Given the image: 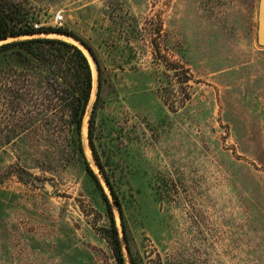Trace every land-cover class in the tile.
<instances>
[{
	"label": "rangeland",
	"instance_id": "1",
	"mask_svg": "<svg viewBox=\"0 0 264 264\" xmlns=\"http://www.w3.org/2000/svg\"><path fill=\"white\" fill-rule=\"evenodd\" d=\"M1 2L96 52L94 142L122 214L88 145L91 56L72 36L37 34L76 44L90 62L89 155L82 144L102 189L63 137L0 118V264H118L103 193L126 264L124 235L137 264H264L258 0Z\"/></svg>",
	"mask_w": 264,
	"mask_h": 264
},
{
	"label": "trees",
	"instance_id": "2",
	"mask_svg": "<svg viewBox=\"0 0 264 264\" xmlns=\"http://www.w3.org/2000/svg\"><path fill=\"white\" fill-rule=\"evenodd\" d=\"M12 3L0 0V41L16 38L0 44V118L6 124L12 122L20 133L27 129H47L63 137L68 145L78 148L84 156L86 169L102 189L83 152L82 124L91 99L93 75L90 62L84 52L72 42L55 37H39L40 33H57L74 37L88 50L97 66V90L87 119L88 145L99 173L117 206L120 203L109 176L99 159L94 142L96 115L100 108L102 71L96 52L76 35L60 27H34L25 14ZM22 37V38H19ZM34 88H44L38 96ZM111 223L109 243L118 264H126L122 241L115 226L112 207L103 193ZM124 232V227H123ZM129 253L130 264H137L130 254L126 236H123Z\"/></svg>",
	"mask_w": 264,
	"mask_h": 264
},
{
	"label": "water",
	"instance_id": "3",
	"mask_svg": "<svg viewBox=\"0 0 264 264\" xmlns=\"http://www.w3.org/2000/svg\"><path fill=\"white\" fill-rule=\"evenodd\" d=\"M256 42H257V44L259 46L264 47V0H258ZM87 52H88V50H87ZM89 55H90V53H89ZM91 59H92V62H93V65H94V68H95V71H96V75H97V66H96V63L93 60L92 56H91ZM96 82H97V80H96Z\"/></svg>",
	"mask_w": 264,
	"mask_h": 264
},
{
	"label": "built area",
	"instance_id": "4",
	"mask_svg": "<svg viewBox=\"0 0 264 264\" xmlns=\"http://www.w3.org/2000/svg\"><path fill=\"white\" fill-rule=\"evenodd\" d=\"M54 18H55V22H61L62 21V19H63V17H62V15H61V13L60 12H57L56 14H55V16H54ZM40 25H38V24H34V27H39Z\"/></svg>",
	"mask_w": 264,
	"mask_h": 264
},
{
	"label": "bare ground",
	"instance_id": "5",
	"mask_svg": "<svg viewBox=\"0 0 264 264\" xmlns=\"http://www.w3.org/2000/svg\"><path fill=\"white\" fill-rule=\"evenodd\" d=\"M82 136H83L82 138H83L84 149L87 152V155H89L90 153H89V149L87 147L85 128H83V135Z\"/></svg>",
	"mask_w": 264,
	"mask_h": 264
}]
</instances>
